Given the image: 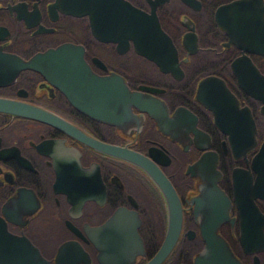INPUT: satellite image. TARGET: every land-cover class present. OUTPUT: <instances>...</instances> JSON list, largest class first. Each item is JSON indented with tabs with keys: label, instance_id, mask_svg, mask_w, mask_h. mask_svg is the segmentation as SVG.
<instances>
[{
	"label": "flooded vegetation",
	"instance_id": "1",
	"mask_svg": "<svg viewBox=\"0 0 264 264\" xmlns=\"http://www.w3.org/2000/svg\"><path fill=\"white\" fill-rule=\"evenodd\" d=\"M128 1L141 16L0 0V99L70 126L0 107V264H196L212 234L238 264H264V182L251 164L264 112L239 81L251 84L252 65L264 77V0ZM156 22L168 41L138 29ZM62 43L80 48L54 64L71 68L69 95L66 72L36 56ZM121 79L140 93L126 115ZM123 149L175 192L169 247V192Z\"/></svg>",
	"mask_w": 264,
	"mask_h": 264
},
{
	"label": "water",
	"instance_id": "2",
	"mask_svg": "<svg viewBox=\"0 0 264 264\" xmlns=\"http://www.w3.org/2000/svg\"><path fill=\"white\" fill-rule=\"evenodd\" d=\"M79 1L84 2L90 0H79ZM91 5L92 8L98 9L99 11L107 9L108 13L112 12L113 10H115L116 12V10L118 9L119 15L123 14L124 17L130 16L136 18L142 15L141 10L135 7L134 5H132L128 0H91ZM135 29H134V24L127 25L126 19L124 20L123 31L125 34L131 35L132 31H134ZM138 29L139 31L142 30L144 32L143 37L145 39H151L152 36L149 33L151 34L154 33L155 37H159L162 38L163 40L168 41V37L160 29L157 22L155 23L154 27L147 29L143 27L141 28L139 27ZM75 53H80V48H78L76 45L71 43H62L55 48H48L45 51L36 54V56H40V57H44V56L49 57V58H43L44 62L47 63V65H49L47 67L48 71L66 72V74L64 76H60L59 79L63 81L62 88L67 95H69L71 90V86L69 83L70 74L68 73L71 70V68L69 66L59 67L54 64L61 61V59L57 57V55L60 54L73 55ZM238 59L239 58H236L232 63H235ZM251 68H252L251 84H249V82L247 83L244 77L240 76L239 77L240 85L243 89L250 91L254 97L260 99L261 101L260 109L261 111L264 112V77L258 72V70L254 65H252ZM201 81L203 80H200L199 84L201 83ZM142 87H148V86H142ZM199 87L200 86L198 85V90H200ZM117 90L119 96L123 97L122 101L120 100L119 102L122 103L121 105L123 106V111H125L124 115H126L129 101H134V99L138 97L140 93L137 90L129 89L122 79L119 81ZM216 92L219 93L217 90ZM205 104L209 105L207 104V102H205ZM0 107L5 108L7 111H10L12 113L39 118L54 124L56 123L63 124L67 128H70V126L61 117L54 114L53 112L43 109H38L28 104H24L9 99H0ZM251 130H252L251 143L252 146H254L255 127L253 121L251 122ZM246 146H249V141L246 142ZM122 152L126 158L133 160L139 163L141 166L147 168L153 174L156 181L161 185H163L165 188H167L169 192V197L172 202L171 205L172 214H171L170 228L168 229V236L166 237V241L163 243L162 248L169 247L170 244L173 242L174 237L177 234V230L179 226V205L175 192L171 187L169 181L163 176V174L160 171H158L156 166H154L149 160L139 155L138 153L128 149H123ZM251 164H252V168L256 172L254 182L257 186H259L260 183L264 182L263 180L264 138L259 144L257 150L253 153L251 158ZM204 240H205V244L202 250L196 255L194 259L196 264H238L237 261L232 257L230 249L224 239L218 237L216 234H212L209 237H205Z\"/></svg>",
	"mask_w": 264,
	"mask_h": 264
}]
</instances>
